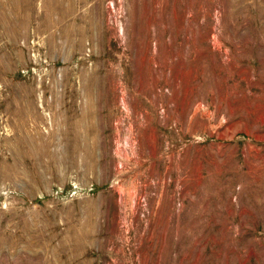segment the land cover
<instances>
[{
	"label": "rangeland",
	"instance_id": "rangeland-1",
	"mask_svg": "<svg viewBox=\"0 0 264 264\" xmlns=\"http://www.w3.org/2000/svg\"><path fill=\"white\" fill-rule=\"evenodd\" d=\"M0 264H264V0H0Z\"/></svg>",
	"mask_w": 264,
	"mask_h": 264
},
{
	"label": "bare ground",
	"instance_id": "bare-ground-1",
	"mask_svg": "<svg viewBox=\"0 0 264 264\" xmlns=\"http://www.w3.org/2000/svg\"><path fill=\"white\" fill-rule=\"evenodd\" d=\"M152 105H153V104H152ZM154 109H155V108H154ZM166 113H167V112H166ZM148 114H149V113H148ZM151 114H153V112H152ZM151 114H150V115H151ZM153 116H154V114H153ZM153 116H152V117H153ZM156 116H158V115H156ZM147 117H149V116L147 115ZM150 117H151V116H150ZM158 117H159V116H158ZM166 117H167V116H166ZM155 118H156V117H155ZM147 119H148V118H147ZM157 119H158V118H157ZM151 120H152V119H151ZM151 120L149 119L150 122H151ZM167 120H168V119H167ZM161 121H162V120H161ZM170 122H171V121H170ZM152 123H153V122H152ZM152 123H151V124H152ZM148 124H149V123H148ZM163 124H164V123H163ZM156 125H158V122H157ZM150 126H151V125H150ZM148 127H149V126H148ZM165 127H167V126H165ZM172 128H173V130H175L174 127H172ZM172 128H171V129H172ZM162 129H163V128H162ZM158 130H159V129H158ZM165 133H166V132H165ZM142 136H143V135H142ZM153 137H157V136L154 135ZM172 137H173V136H172ZM143 138L145 139V137H143ZM146 138H147V137H146ZM144 139H143V140H144ZM155 139H156V138H155ZM155 139H154L153 142L151 143V144H152V145H151V146H152V150H151L152 153H151V154L154 155V156H155V155H158L157 153H158V150H159V148H160V146H159L158 143H157V139H158V138H157L156 140H155ZM160 139H161V138H160ZM164 139H165V138H164ZM144 141H146V140H144ZM137 142H138V141H137ZM139 143H140V142H139ZM139 143H138V144H139ZM147 143H148V142H147ZM170 144H171V143H170ZM139 145H140V144H139ZM163 145H164V144H163ZM167 145H168V144H167ZM148 146H150V145H148ZM151 146H150V147H151ZM161 146H162V145H161ZM172 146H173V144H172ZM141 147L143 148V146H141ZM141 147H140V148H141ZM138 148H139V147H138ZM145 149H146V148H145ZM168 149H169V148H168ZM142 150H143V149H141V151H142ZM163 150H164V149H163ZM135 151H136V150H135ZM143 151H144V150H143ZM145 152H146V151H145ZM137 153H139V150H138ZM172 153H174V152L172 151ZM139 154H140V153H139ZM139 154H138V155H139ZM142 155H143V153H142ZM165 156H166V155H165ZM171 156H172V155H171ZM157 157H158V156H157ZM160 157H161V154H160ZM153 160H154V158H153ZM155 160H156V159H155ZM155 160H154V161H155ZM171 161H172V160H171ZM174 161H175V160H174ZM70 162H71V161H70ZM178 162H179V161H178ZM142 163H143V162H142ZM170 164H171V163H170ZM175 164H176V162H175ZM177 164H178V163H177ZM168 165H169V164H168ZM173 165H174V164H173ZM69 166H70V164H69ZM160 166H161V165H160ZM141 167H142V166H141ZM172 167H174V166H172ZM177 167H178V165H177ZM160 168H161V167H160ZM172 170H173V169H172ZM176 170H177V169H176ZM159 171H160V170H159ZM157 174H158V173H157ZM163 176H164V175H163ZM160 179H161V178H160ZM152 180H153V179H152ZM159 181H160V180H159ZM146 182H147V179H146ZM162 182H163V181H162ZM159 184H160V183H159ZM122 185H123V184H122ZM164 185H166V183H164ZM166 186H167V185H166ZM164 187H165V186H164ZM165 188H168V187H165ZM119 190H120V189H119ZM161 192H162V191H161ZM164 192H165V190H164ZM162 193H163V192H162ZM163 195H164V194H163ZM80 238H81V237H80Z\"/></svg>",
	"mask_w": 264,
	"mask_h": 264
}]
</instances>
